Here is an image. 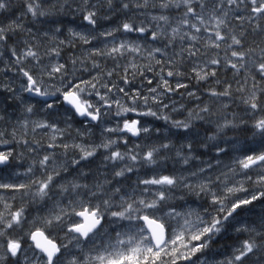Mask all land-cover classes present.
<instances>
[{"label":"snow or ice","instance_id":"1","mask_svg":"<svg viewBox=\"0 0 264 264\" xmlns=\"http://www.w3.org/2000/svg\"><path fill=\"white\" fill-rule=\"evenodd\" d=\"M0 126V264H264V0H0Z\"/></svg>","mask_w":264,"mask_h":264},{"label":"rangeland","instance_id":"2","mask_svg":"<svg viewBox=\"0 0 264 264\" xmlns=\"http://www.w3.org/2000/svg\"><path fill=\"white\" fill-rule=\"evenodd\" d=\"M66 23H67V25H68V27H73V28H77V30H79L78 29V27L77 26H79L80 24H81V21L77 18V19H75V21L73 22V20H72V18L71 17H69L67 20H66ZM65 36V37H64ZM68 37V33H67V31L65 30V32H64V34L62 35V36H60V38L61 39H65V38H67ZM108 43L109 44H111V38H109V41H108ZM96 44H97V46H99V47H103L104 46V42H103V40H102V38H101V40L100 41H97L96 42ZM80 49H74V50H72V52H68V50H66V52H67V55H65L64 56V59H67L68 58V55H71L73 52L75 53V54H77V55H79V51ZM129 59H134L135 61L137 60V61H139V62H141V60L142 59H140L139 57H129ZM109 61V62H108ZM61 62H63V61H61ZM103 63L102 64H104L108 69H112L113 67H114V64H115V62H113L112 60H110V59H104L103 61H102ZM111 63V64H110ZM121 68L120 69H118L117 71L119 72V73H121V74H123V66L126 64V61L125 60H121ZM141 64V67H143V65H145V63H140ZM90 66V65H89ZM112 66V67H111ZM142 69H144V68H142ZM129 71L131 72V71H134V69H131V68H129ZM167 71V69L165 70V72ZM160 72V71H159ZM144 73V72H143ZM93 74H95V73H93ZM86 76H87V74H85ZM117 77H115V75L111 78L112 79V82L113 83H117L119 86H124L123 85V83H122V81H120V80H118V78L116 79ZM104 79H105V81H107L109 78H107V77H104ZM159 80V76H158V78H157V80H155V82L156 81H158ZM155 82L153 83V85H151V86H155ZM121 84V85H120ZM193 84H195V82L193 83ZM213 85V82H208L207 84H203V85H200V86H198L199 87V89H200V91H199V95L201 96V99L202 100H204V101H207V100H209L210 98L206 95V89L208 88V87H214V86H212ZM125 87H127L128 88V90H129V92H132V91H135V90H139V91H141L144 95H148V91H147V89H148V87H150L149 85H147V83H145V81L144 80H140V81H134V83L131 85V86H125ZM192 90H196V89H192ZM103 91V90H102ZM181 91H183V90H181ZM147 93V94H146ZM121 96H122V94H118L117 95V98H121ZM27 99H30V97H27ZM89 99H91V100H93V101H95L96 100V98L93 96V97H90ZM173 99H175L176 101H179V102H182V103H185V105L187 106V107H193L196 103H198V101H194V100H188L187 98H186V96L182 99L181 98V96H179V95H174L173 96ZM10 111H8L9 113H8V118H10L9 120H10V124L7 126L8 128H7V130L10 132L11 130H12V126H14L15 124H16V120H15V117L16 116H19V111H14L13 109H9ZM10 115V116H9ZM173 115L174 116H176V118H178L177 117V114L176 113H173ZM184 115H186V113H184ZM32 118H34V119H41V118H43V114L42 113H37L35 116H33ZM128 119H135L136 117L134 116V114H132V113H129L128 114V117H127ZM182 118H183V116H182ZM109 121H111V123H109L107 126H114V124H115V122H116V120L118 119V118H116V117H114V116H112V117H109V118H107ZM142 119H147V120H150L151 118H142ZM154 123L155 124H157L156 126H158V127H161L162 126V124H163V122L162 121H154ZM10 129V130H9ZM5 130V127L4 126H0V131H4ZM162 131H163V128H162ZM75 134V132H74V130H73V135ZM18 135H19V133H18ZM229 135L231 136L232 135V133H229ZM31 136H32V133L29 131V138H31ZM100 136H101V132H100V130L99 129H95V136L94 137H91V139H94L96 142H99V138H100ZM41 137L40 136H37V139H40ZM9 139H11V137H9ZM241 139V144H240V146L241 147H243V140H244V138L243 137H241L240 138ZM18 147V148H17ZM12 149V148H16V150L17 151H19L20 149H19V146H17V145H14V144H9V145H6V146H2V148H0V150H9V149ZM57 151H59V150H57ZM209 157H204V159H208ZM24 162V163H23ZM22 162V164H16V163H14L13 162V165H12V167L11 168H5V169H3V171H0V176H3V177H8V176H13V179L14 180H16V181H20V180H23V179H25V177H23V176H21V177H15L14 176V172L15 171H20V172H23L24 171V168H26L27 167V164L29 163L27 160H25V161H23ZM227 162V161H226ZM18 165H19V167H18ZM16 166V167H15ZM23 167V168H22ZM0 194H3V195H5V196H9L10 194L9 193H0ZM8 194V195H7ZM17 201V206H19L20 205V201H19V199H17L16 200ZM180 204H182L183 205V208L181 209V210H184V209H188V208H192V209H200L201 208V205H203L204 204V201L203 200H198L195 196H192V197H190V198H187L186 200H184V201H180L179 202ZM29 209V208H28ZM30 209H32L31 211H29L28 212V214H27V220L29 221V224L26 226V228L27 227H30L31 226V221L37 216V212L35 211V209H34V207H30ZM33 212V213H32ZM31 213V214H30ZM34 216V217H33ZM37 226H39V225H37ZM52 235H53V238L54 239H56L57 241H59V239L62 237V233L61 234H59V235H57L56 233H52ZM225 243V244H224ZM227 244H230L229 243V241H225V242H223L221 245H216V246H214V249H213V253H210L209 254V256L211 257L213 254H215V253H220V255H218V256H216V260L217 261H219V260H222V259H225L228 255H230V251H229V249L227 248Z\"/></svg>","mask_w":264,"mask_h":264},{"label":"trees","instance_id":"3","mask_svg":"<svg viewBox=\"0 0 264 264\" xmlns=\"http://www.w3.org/2000/svg\"><path fill=\"white\" fill-rule=\"evenodd\" d=\"M128 38H129V39H141V38H139L138 36H130V37H128ZM142 42L147 43L146 41H142ZM220 54L223 55V52H221ZM135 62L140 66V70H141V72H144L143 76L137 74V76H136V78H135V81L144 80L145 83H147V80H148V79H152L154 82H155V80H157L158 75H156L155 73H159V71H160L159 66H156V67L154 68V71H148V70L145 68V65L148 63L147 60H141V62H139V61L136 60ZM119 63H121V60L119 61ZM140 63H145V65H143V67H141V64H140ZM142 68H144V69H142ZM165 70H166V69H165ZM219 71H220V73H221L220 78H221L222 80H223V79H228V80H231V79H232V73H231V71H227V72H226V70L223 69V68H220ZM190 74H191V73L189 72V75H190ZM115 77H117L118 80L122 81L121 78H120V75H115ZM170 82H171V83L173 84V86H174L175 81L170 79ZM185 82H188V81H185ZM194 82H195V81L193 80L191 83L193 84ZM212 86H214V87H219V86L215 85L214 83H213ZM233 86L235 87V84H234ZM177 117H178V118H182V116H181V115H178V114H177ZM249 135H250V133H249ZM14 203H15V205L17 206V201H15ZM29 210L31 211L32 209L29 208V209H28V212H29ZM229 243H231V241H229Z\"/></svg>","mask_w":264,"mask_h":264},{"label":"bare ground","instance_id":"4","mask_svg":"<svg viewBox=\"0 0 264 264\" xmlns=\"http://www.w3.org/2000/svg\"><path fill=\"white\" fill-rule=\"evenodd\" d=\"M68 19V18H67ZM65 37V36H64ZM80 51V50H79ZM76 53V52H75ZM106 60V59H105ZM109 62V61H108ZM114 62V61H113ZM103 63V62H102ZM111 64V63H110ZM112 67V66H111ZM117 79V78H116ZM121 85V84H120ZM147 94V93H146ZM187 98V97H186ZM10 111V110H9ZM9 113V112H8ZM10 116V115H9ZM7 119H10V118H8L7 117ZM32 119H34V118H32ZM157 125V124H156ZM2 127V126H1ZM8 128V127H7ZM10 130V129H9ZM18 148V147H17ZM11 149V148H10ZM29 162V161H28ZM15 163V162H14ZM24 163V162H23ZM16 167V166H15ZM18 167H19V165H18ZM23 168V167H22ZM6 195V194H5ZM8 195V194H7ZM190 198V197H189ZM30 208V207H29ZM35 209V208H34ZM30 211V210H29ZM33 213V212H32ZM31 214V213H30ZM34 217V216H33ZM225 244V243H224ZM221 245V244H220ZM228 245V244H227Z\"/></svg>","mask_w":264,"mask_h":264}]
</instances>
